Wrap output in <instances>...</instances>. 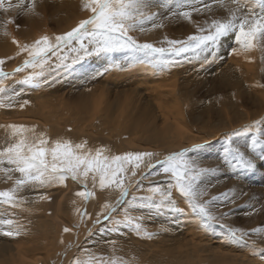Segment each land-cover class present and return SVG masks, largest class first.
Listing matches in <instances>:
<instances>
[{
  "label": "bare ground",
  "instance_id": "bare-ground-1",
  "mask_svg": "<svg viewBox=\"0 0 264 264\" xmlns=\"http://www.w3.org/2000/svg\"><path fill=\"white\" fill-rule=\"evenodd\" d=\"M50 1H53L51 14L45 19H40L37 14L25 17L27 20L32 18L28 21L37 28V21L52 18L55 27L49 31L32 28L30 35L26 29L28 36L25 35L21 44L32 43L42 35L63 34L90 15L83 9L84 0ZM13 2L15 5L18 0ZM180 3L184 6L182 10L199 8L202 11H193L189 21L172 16L168 8L153 6L151 11L157 13L155 22L162 23L163 27L153 29L152 22H148L146 31L131 35L140 43L167 47L165 37L184 40L206 20L228 15L226 9L213 0H180ZM204 4H212V11H203ZM175 7L176 0H171L172 10ZM2 16L0 12V18ZM9 24L6 18L0 20V59L5 60L4 71L13 73L0 86V149L13 142L11 129L7 126L14 124L34 127L36 135L44 133L50 142L57 139L70 140L73 144L86 141L87 149L103 148L105 155L155 153L151 160L145 158L134 177L130 171L132 165H126L129 171L125 174V182L132 183L128 196L112 213L115 219L123 218V208L133 196L149 195L147 189L157 184L166 190L169 183H174L170 174H152L160 171L157 161L171 153L190 149L194 144H204L208 146L198 153L190 152L189 157L201 167H214L220 148L225 146L220 144L226 133L264 119V49L260 47L243 53L233 42L234 38H229L218 50L219 56L214 62L204 63L186 53L166 55L165 59L172 61L168 65L141 62L139 57L143 54L132 52L94 55L86 61L87 73L65 70L61 67L64 61L53 57L42 76L32 83H25L26 76L40 72V69L14 72L25 56L16 55L17 47L11 42L12 26ZM5 27L9 35L3 34ZM232 47L238 49L236 54H231ZM76 55L70 49L63 52L68 64ZM24 101L28 103L24 104ZM21 104L24 106L20 107ZM251 136H247L246 141L249 142ZM235 139L237 144H244L243 138ZM148 163H156V168L149 170ZM262 173L263 170L257 168L253 173L257 179L246 175L244 181L230 179L231 182H227L222 172L210 177L214 186L207 187V195L200 198L201 202L235 189L232 194L235 203L217 202L209 206L219 218L218 225L225 227L202 228L197 215L191 212L178 190L172 188V197L184 212L147 215L145 211L143 225L152 233L150 237L137 235L124 225L112 232V220L101 219L100 223H93L105 203L113 204L119 198V191L114 186L102 190L98 180L93 187L91 179L87 189L81 182L71 179L64 185L28 186L18 193L24 198L18 207L0 202V217L15 219L24 226L18 236L6 235L7 227L0 226V264H71L73 259L79 258L83 262L89 255L104 258L114 255L129 264H264V254L259 251L264 248V236L253 234L248 238L249 244L251 240L257 242L254 252L245 244L227 239L225 234L227 227L245 230L264 227ZM10 175L13 180L0 173V191L12 188L14 179L19 177L16 172ZM137 182L142 187L138 188ZM219 183L223 186H218ZM82 190L92 191L95 195L85 200L76 195ZM42 196L46 198L41 199ZM85 211L88 215L81 221L80 213ZM129 211L132 215L141 214L137 209ZM104 212L106 214V210ZM221 213L228 215L221 217ZM65 228L71 231L65 232ZM109 241L116 243L112 245Z\"/></svg>",
  "mask_w": 264,
  "mask_h": 264
},
{
  "label": "snow or ice",
  "instance_id": "snow-or-ice-1",
  "mask_svg": "<svg viewBox=\"0 0 264 264\" xmlns=\"http://www.w3.org/2000/svg\"><path fill=\"white\" fill-rule=\"evenodd\" d=\"M213 2L226 9L228 15L225 18L206 20L203 26L198 25L196 32L184 40L165 37L167 47H156L152 43H140L131 35L132 32L146 31L145 25L148 22H152L153 29L163 27L162 23L155 22L157 13L151 11L153 6L168 8L172 16L183 17L189 21L192 19L193 11L202 10L199 8L182 10L184 6L180 0H176L175 10L171 8V0H84L83 9L89 11L90 15L81 19L70 31L54 36L42 35L32 43L25 44H21L15 38L12 39L11 42L17 47L16 55L25 56L22 65L14 72L40 69V72L34 71L33 74L26 76L25 83H32L38 76L43 75L46 67L50 66L51 58L57 57L59 61H64L61 67L65 70L87 73L88 58L118 52L143 54L139 57L141 62L150 61L162 65L172 63L165 59L166 55L180 56L190 53L193 58L208 63L218 58V50L229 38H234L233 42L243 53L254 51L258 47L264 49V0H213ZM4 5L5 0H0V9L4 11L15 8L22 10L25 14H36L35 0H27V3L26 0H18V3L9 4L7 8ZM212 7V4H204L203 11L211 12ZM7 23H14V20H9ZM3 34L9 35L6 27ZM69 49L77 53L71 64H68L63 56V52ZM237 51L236 47L231 48V54H236ZM12 58L14 57L9 59ZM262 62H264V56H262ZM4 64L5 60L0 59V86L4 80L13 75L4 71ZM27 103L28 101H24V104ZM7 127L11 129L13 142L0 149V173H3L8 180H13V176L10 175L13 172L19 173V177L14 179L12 188L0 191V202L12 208L18 207L24 202V198L18 193L28 186L64 185L66 180L71 179L81 182L87 189L89 179L93 187H96L98 180L100 189H110L114 186L119 191L116 202L105 203L102 212L98 213L96 220L93 221V223H100L101 219L112 220L113 227L110 229L112 232H117L119 226L124 225L131 228L137 235L143 234L150 237L152 233H149L143 225L145 211L147 215L161 214L164 211L183 213L184 209L179 207L172 197V188L178 190L191 212L197 215L202 228L225 227L218 225L219 218L209 206L217 202L235 203L232 198L235 189H229L201 202L200 198L207 195V187L214 186L211 185L210 177L222 172L242 179L241 173L254 172L259 166H264V119H261L225 134V146L214 167H201L196 160L189 157L190 152L198 153L208 146L204 144H194L190 149L171 153L163 160L157 161L160 171L152 172V174L160 175V172L170 174L174 183H169L166 190L157 184L147 189L149 195L133 196L131 201H127L128 206L123 208V218L115 219L112 213H115L117 207L124 202L132 183L125 182V174L129 171L126 165H132L130 171L131 176L134 177L145 158L151 160L155 153L126 152L120 155H105L106 150L103 148L94 151L87 149L86 141L73 144L70 140L57 139L50 142L44 133L36 135L34 127L14 124ZM249 133H252L250 142L245 141L243 145L236 143L235 138L246 137ZM5 164L10 167H3L2 165ZM146 167L149 170L155 169L156 163H148ZM136 186L142 187L138 182ZM76 195L87 200L95 193L82 190ZM45 198L41 197V199ZM129 209H137L141 214L132 215ZM87 215L86 211L80 213L81 221ZM226 215L228 213H221V217ZM0 226L7 227L5 234L8 236L20 235L24 227L15 219L3 217H0ZM64 231L69 232L71 229L65 228ZM225 234L227 239L245 244L255 252L257 242L251 240L249 244L248 238L253 234L258 237L264 236V227L251 230L227 227ZM108 243L115 245L116 241ZM82 251L90 252L89 249H82ZM259 251L264 254V248H260ZM71 264H129V261L114 255L111 258L89 255L85 261L75 258Z\"/></svg>",
  "mask_w": 264,
  "mask_h": 264
},
{
  "label": "rangeland",
  "instance_id": "rangeland-1",
  "mask_svg": "<svg viewBox=\"0 0 264 264\" xmlns=\"http://www.w3.org/2000/svg\"><path fill=\"white\" fill-rule=\"evenodd\" d=\"M14 0H5V4L6 5H8V4H14L15 2H13ZM44 1V2H43ZM58 2H59V0H57ZM41 2H43V3H41ZM41 2H39L38 0H35V4H36V6H37V4H38V6H37V8L35 9V12H36V14L40 17V19H45L46 18V15H49V14H51V10H52V8H51V4L53 3V1H50V0H41ZM52 2V3H51ZM26 3H27V0H26ZM50 3V4H49ZM42 7H41V6ZM5 6V5H4ZM45 6V7H44ZM8 6H5V8H7ZM42 8V9H41ZM46 8V9H45ZM37 9H40V10H38V12H37ZM45 10H49L48 12H46ZM44 11V13H42ZM0 12L2 13V19H4V18H6V20L7 21H9V20H14V23H8L9 24V26H12L10 29H11V33H12V35H15L14 37L11 35L10 36V39L12 40L13 38H15L16 40L18 39V41L20 42V41H23L24 40V38L26 37V36H28V34H26L27 33V30L26 29H28V33H29V35H30V31H31V29L33 28V29H35L36 28V30H38V31H40V28L42 29H48V31L49 30H51V28L53 29L54 27H55V23H53L52 24V22H54L53 20H51L52 18H50V19H46V20H40V21H37V23H38V28H37V26H35V25H31L30 23H29V21L32 19H28L27 20V17H25V15H27L28 16V14H25L22 10H20V9H14L13 10V13H12V9H10L8 12L7 11H4L3 9H0ZM39 13V14H38ZM41 13V14H40ZM47 13V14H46ZM45 16H44V15ZM41 15H43V16H41ZM43 17V18H42ZM51 17V16H50ZM0 18V20H2ZM49 20V21H48ZM51 21V22H50ZM48 22V23H47ZM27 24H28V26H27ZM17 25H19V28H17ZM44 25H46V26H44ZM29 26H31V28L29 27ZM50 26V27H49ZM49 27V28H48ZM21 28H23V29H21ZM30 28V29H29ZM42 29V30H43ZM12 30H14V31H12ZM30 30V31H29ZM19 31H21L20 33H18ZM25 32V33H24ZM14 33V34H13ZM24 33V34H23ZM20 35V39L17 37V36H19ZM17 35V36H16ZM22 35V36H21ZM26 35V36H25ZM17 37V38H16ZM248 137L249 136H251L250 135V133L247 135ZM247 136L246 137H242L243 138V141L242 142H245L246 140H247ZM250 138V137H249ZM242 140V139H241ZM250 142V141H249ZM222 144H220V145H225V140L224 141H222L221 142ZM224 143V144H223ZM221 150H219L220 151V153L219 154H221L222 152L221 151H223V148L221 147L220 148ZM258 170H260L261 172H262V170H263V175H261L260 177H264V167L263 166H259L258 167ZM254 172H249V173H241V176H245L244 177V179L242 178V179H240V178H236V177H233L231 174H229V175H231V176H228V174H225V178L227 179V182H231V180L230 179H240V180H247V177L249 176V178H251V179H254V180H256L257 179V177L256 176H254V174H253ZM246 175H248L247 177H246ZM224 182V180L222 179V177H221V182ZM218 186H223V184L222 183H219L218 184ZM226 187H224V189H225ZM211 191V190H210ZM214 195V194H213ZM133 211H136V209H132Z\"/></svg>",
  "mask_w": 264,
  "mask_h": 264
}]
</instances>
